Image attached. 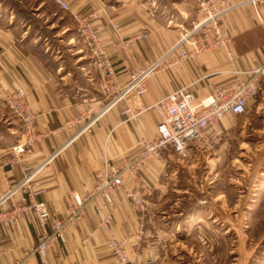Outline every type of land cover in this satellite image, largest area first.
I'll use <instances>...</instances> for the list:
<instances>
[{
	"label": "crops",
	"instance_id": "obj_1",
	"mask_svg": "<svg viewBox=\"0 0 264 264\" xmlns=\"http://www.w3.org/2000/svg\"><path fill=\"white\" fill-rule=\"evenodd\" d=\"M66 1L73 12L88 18L121 82L127 81L132 71L147 66L172 47L196 16V0ZM34 3L40 5L44 1ZM1 8L0 3V88L22 86L37 113L38 129L48 134L25 158L29 169L43 164L31 180L32 188L40 190L35 198L45 201L51 212L61 217L67 215L66 196L74 190L83 197L88 195L94 188L96 173L106 160L111 163L131 160L141 151V142L154 137L159 118L151 109L153 103L183 86L202 97L209 92L210 84L229 86L235 81L236 71L250 70L264 63L263 0L258 4L257 13L246 5L222 17L223 35L230 39V55L216 48L197 58L180 60L170 68L159 69L146 80L144 94L131 95L118 102L89 131L72 138L79 125L62 128L64 123L89 108L93 113L98 112L106 99L92 54L74 26L71 12L68 13L72 20L55 17L50 26L43 18H34L42 26V33L31 32V21L25 22L13 11L2 12ZM96 11L97 16H90ZM52 26L55 27L53 34L49 30ZM141 33L146 36L137 37ZM124 40L129 41L124 44ZM126 107L134 117L122 114ZM243 115L249 118L248 133L264 132V81ZM227 120L230 117L222 124L223 136L231 131ZM255 121L259 126H252ZM22 132L21 121L0 100V194L23 176L18 163L12 166L8 163L10 148ZM220 140L222 137L212 147L194 142L187 159L165 158V166L156 156H149L135 174H121L125 186L145 199L149 221L140 237L139 212L124 190L118 189L110 194L112 204L101 196H95L94 203H85L83 217L66 229L64 240L49 243L48 264H118L107 245L111 234L118 239L128 238L126 250L131 261L154 258L158 264H168L173 257L175 233L185 226L183 215L188 214L197 227L212 219V204L220 194L214 195V186H209L214 183L211 178L207 182L211 191L202 195L203 180L208 174L199 175L197 169L203 161L201 156L209 155L208 161H215L214 157L225 145ZM55 150H59L57 155H53ZM216 161L219 163L220 157ZM210 168L209 173L218 174V167ZM185 169L193 172V182L201 192L189 210L179 207L182 201L179 197L186 188L181 185L184 182L180 174ZM263 174L264 170H259L262 186ZM138 181H144L148 191L141 189ZM262 186L258 189L260 198L264 193ZM22 196L18 191L14 200ZM205 210L210 213L206 220ZM109 214L112 217L106 226L102 222ZM36 245V224L31 216L20 217L13 227L0 226V264H41L34 252Z\"/></svg>",
	"mask_w": 264,
	"mask_h": 264
},
{
	"label": "built area",
	"instance_id": "obj_2",
	"mask_svg": "<svg viewBox=\"0 0 264 264\" xmlns=\"http://www.w3.org/2000/svg\"><path fill=\"white\" fill-rule=\"evenodd\" d=\"M54 1L61 9L71 12L80 36L92 54L106 99L98 112L93 113L89 108L64 123L62 128L79 125L72 137L76 138L89 131L100 116L118 102L131 95L144 94L147 91L146 80L159 69L170 68L180 60L197 58L216 48L230 55V39L223 35L222 17L246 5L252 6L257 13L258 4L263 0H196V16L191 24L182 30L177 42L152 63L132 71L125 82L117 79L113 65L88 18L73 12L66 0ZM97 14L98 11L90 16L95 17ZM145 36V33H141L137 37ZM128 41L124 40L123 43ZM185 46H188V49H185ZM262 81L264 63L250 70L236 71L235 81L229 86L210 84L209 92L202 97L196 96L192 90L183 86L160 98L151 105V109L159 118L154 137L150 140L144 139L141 142V151L131 160L117 163L106 160L103 168L96 173L94 188L88 195L83 197L74 190L66 196L67 215L64 217L51 212L45 201L35 198L40 190L32 188L31 180L43 164L35 169H29L25 158L33 153L34 146L44 141L48 134L41 132L37 127V113L27 100V91L22 86L13 89L1 87L0 100L10 108L23 126L22 136L10 148L11 156L8 160L11 166L15 163L21 166L23 176L0 194V226L13 227L20 217L31 216L37 231L34 252L41 264H48L46 253L49 243L64 240L66 229L83 217L85 203L88 201L94 203L95 196H101L112 204L111 192L123 189L139 212L140 237L145 231L146 222L149 221L145 199L125 186L121 174L123 172L135 174L141 162L149 156H156L163 166L166 164L165 158L185 160L189 157L194 142L212 147L223 134L224 120L230 116H241L246 112L249 101L256 96ZM122 114L130 118L135 115L129 107L124 108ZM58 152L59 150H55L53 155H57ZM138 184L141 189L148 191L144 181H138ZM18 191L23 196L17 201L14 200V195ZM111 217L112 214L107 215L102 223L108 226ZM128 241V238L118 239L112 234L108 237V248L118 264H158L154 258H149L145 262L131 261L126 250Z\"/></svg>",
	"mask_w": 264,
	"mask_h": 264
},
{
	"label": "rangeland",
	"instance_id": "obj_3",
	"mask_svg": "<svg viewBox=\"0 0 264 264\" xmlns=\"http://www.w3.org/2000/svg\"><path fill=\"white\" fill-rule=\"evenodd\" d=\"M21 1L16 0L33 18H43L45 24L59 16L72 20L69 11L61 10L54 0H43L44 3L40 5L34 3L35 0ZM53 26L48 28L52 34L55 29ZM257 122L261 123L260 120ZM257 122H252V126H259ZM228 123L231 124V131L228 135L221 136L220 142L225 145L218 156L213 155L215 161L210 163L209 155L201 156L203 161L198 163L200 168L198 171L195 169L199 175L208 174L207 179L203 180L202 195L206 196L208 190L211 191L207 183L211 178L214 183L209 186H214V195L220 194L218 201L212 204V219L197 227L189 220L188 214L183 215L185 226L178 233L174 232L176 243L168 264H264V193L261 198L258 195V189L262 186L258 172L264 170V132L253 131V135L248 133L250 127L247 115L230 116L226 124ZM219 157L218 163L216 158ZM209 166L218 167V174L209 173ZM192 174L186 169L180 174L184 182L181 185L186 188L179 197L182 200L179 207L185 210L193 206V199L201 197L200 188L195 186ZM206 212L208 211L205 210L204 219L210 215Z\"/></svg>",
	"mask_w": 264,
	"mask_h": 264
},
{
	"label": "trees",
	"instance_id": "obj_4",
	"mask_svg": "<svg viewBox=\"0 0 264 264\" xmlns=\"http://www.w3.org/2000/svg\"><path fill=\"white\" fill-rule=\"evenodd\" d=\"M0 3L2 4V12H7L9 10L13 11L17 17L23 19L25 22L31 21V32L42 31L43 33L42 26L40 25L39 21L35 20L30 14H28L27 10L24 9L25 7L23 8L20 2H16V0H0Z\"/></svg>",
	"mask_w": 264,
	"mask_h": 264
}]
</instances>
